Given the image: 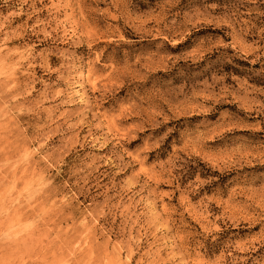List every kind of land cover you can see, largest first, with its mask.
I'll list each match as a JSON object with an SVG mask.
<instances>
[{"label": "rangeland", "instance_id": "1", "mask_svg": "<svg viewBox=\"0 0 264 264\" xmlns=\"http://www.w3.org/2000/svg\"><path fill=\"white\" fill-rule=\"evenodd\" d=\"M0 264H264V0H0Z\"/></svg>", "mask_w": 264, "mask_h": 264}]
</instances>
